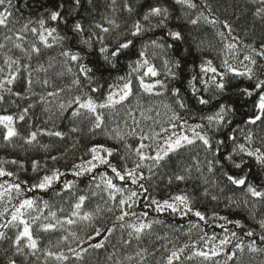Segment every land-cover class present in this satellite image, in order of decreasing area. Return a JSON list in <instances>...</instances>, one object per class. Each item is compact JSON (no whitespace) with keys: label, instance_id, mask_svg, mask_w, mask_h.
Masks as SVG:
<instances>
[{"label":"trees","instance_id":"trees-1","mask_svg":"<svg viewBox=\"0 0 264 264\" xmlns=\"http://www.w3.org/2000/svg\"><path fill=\"white\" fill-rule=\"evenodd\" d=\"M192 2L196 4L195 8L177 4L175 0H115L114 3L113 0H81L79 6L74 5V0H12L9 26L0 27V43L5 45L0 49V69H6L8 76L10 70L5 59L11 57L19 61L11 69L17 79L4 87L11 88L13 93L21 92L22 96L17 98L0 89V95L5 96V101L0 103V115H12L18 132L11 141H5V129L0 125V160H17L24 167L4 164L6 170L13 171L16 175L0 177V183L27 181V184L21 185L22 191L19 194L15 193L8 212L0 217V224H7L14 211L13 206L26 198L36 201L35 208L40 211L28 210L25 219L31 222V217L35 215H40L41 219L32 223L33 235L38 241L35 254L26 247L17 253L13 241L17 232L22 229L21 225L0 228L8 237L0 240V264H9L10 259L15 260L16 264H167V258L173 251H177L180 256L179 260H174V264H215L217 261L225 264L227 255L231 252H236V256L227 264H264V240L260 239L264 235V228L261 227V221H264V199L252 197L247 192L248 184L264 191V166L257 163L255 157H248L238 149L239 144H244L250 150L260 148L264 152V124L259 121L255 125L247 123L255 115V96L249 98L240 92V89L252 88L257 77L264 78V58L253 51L264 50V14L256 15L257 8L262 6L258 0ZM61 4L63 19L52 21L49 18L51 11ZM153 6L168 9V19L164 25L157 26L160 17L143 21L144 14ZM127 7H131L132 11L129 12ZM197 17L198 22L191 24L190 21ZM41 19L45 21V28L57 29L54 35L66 38L52 48H45L39 43L38 36L30 30L19 32L24 24H28L29 29H39ZM107 20H114L119 27L113 28L106 23ZM135 21H141L147 29L140 37L130 35ZM77 22L83 27L82 33L72 30ZM96 24L112 30L102 33L95 27ZM226 24L229 27H225ZM168 30L181 32L183 39L171 41L166 35ZM17 34L24 39L17 41ZM98 35L104 36L105 44L111 48L128 39L134 40L135 47L125 51L116 66L112 67L99 54ZM6 36L12 39L6 40ZM153 38L161 43L175 45L164 50L148 48V58L160 72L155 79L167 85V89H157L161 95L144 92L138 81L134 80V95L129 101L114 108L98 109L103 114V123L99 128L94 127V115L83 109H80L81 115H72L78 108L75 103L68 106L74 97L80 96L83 99L91 96L98 103L103 102L111 85L123 83L118 78L131 71L129 64L138 58L143 45H150ZM49 40L51 42V38ZM85 40L90 41V44H85ZM15 43H20L23 50L16 48ZM33 43L41 49L40 55L31 53L30 46ZM229 44L235 47L229 49ZM69 49L79 52L82 56L79 63L92 69L89 73L90 80L79 73L78 64L60 55L62 51ZM245 55H251L257 61L255 66L249 63L254 72L252 80L228 72L224 64L227 61L231 67L238 68L237 64L245 61ZM165 60L169 61L168 67L177 73L176 79L167 75ZM177 61L180 62L179 68L174 67ZM207 61H211L212 67L223 75V92L217 91L212 82L213 77L219 81L220 75L200 71V66ZM50 63L52 67H49ZM41 66L47 72L39 70ZM69 67L71 72L67 71ZM240 72H244V69H240ZM29 73L32 80L30 89L27 83ZM77 77L81 81L80 87L72 85V80ZM193 77L196 78L195 85L199 89L195 95L189 84ZM45 79L48 80L47 86L42 83ZM93 87H98L99 90L90 91ZM174 88L180 90L179 97L173 95ZM49 92L59 94L49 96ZM201 95L210 100L208 105L199 104L198 96ZM181 103L185 107L181 108ZM221 103L229 111L223 126L217 128L213 124L206 133L212 144L211 149L196 141L170 153L159 165L151 163V159L148 161L150 164L139 160L134 149L143 143L146 145L145 149L150 151L156 132L172 122L170 118L173 114L180 118L206 117L212 115L213 110ZM61 104L65 105L63 109ZM25 108L28 109L27 113L23 111ZM20 115L25 116L23 121L19 120ZM34 131L37 132L36 141L32 144L25 143V138ZM55 131L61 132L62 137L47 134ZM117 133L123 139L117 138ZM249 133L252 134L250 143L246 140ZM141 136H147L148 139L141 140ZM229 136H235V141L228 139ZM220 140L225 143L218 144ZM93 146L113 149L110 162L121 171L125 165L134 168L136 163H143V167L137 171L144 176L138 182L144 188L131 184L127 178L124 182L119 181L107 165L98 162H94L97 167L93 171L73 175L74 171H79L75 165L83 164L88 167L86 162L92 159L89 149ZM228 156H231V160L227 159ZM53 157L56 159L53 160ZM33 161L39 162L36 172L32 171ZM235 163H241V168H236ZM209 168L212 170L209 171ZM56 169L63 175L47 191L25 190L38 182L40 177L51 175ZM102 175H107L117 186L122 187L125 196L133 190L139 193L134 198V203L129 202L131 207L119 205L118 201L122 198L119 193L115 194V200L110 199V190L102 182ZM177 175L185 178L177 180ZM228 175L246 178V185L240 187L232 184ZM67 182L72 183L71 190L64 189ZM80 195L87 197L81 214L93 213L91 220L71 217L73 205ZM177 195L188 197L190 206L202 212L206 221L199 220L191 212L185 213L182 205L180 211L172 212L170 209L156 211V206L151 204L152 199L175 202L173 198ZM45 202L48 203V208L44 207ZM121 207L130 213L124 221L117 220L121 215ZM50 211L56 212L57 219L61 221L71 218L75 222L57 224L55 230L43 231L39 228L40 224L55 223L48 215ZM219 217H226L227 221L233 223H227ZM235 221H240L242 227H237ZM139 223L151 224V228L145 229L137 239V234L128 225ZM97 229H109L100 242L102 247L86 248L87 251L82 252L81 258L66 256V260L58 261L55 257L45 255L46 251L67 255L69 250L76 249L84 239L93 236ZM249 231L254 235H245ZM130 232L132 235H129ZM233 232L236 233L234 237ZM211 237L229 239L224 252L211 261L193 255L197 250H205V239ZM253 243L257 249L254 252L248 248ZM24 244L25 241H22L21 246ZM237 244H243V253L236 250ZM181 248L184 249L182 253L179 252ZM138 252L141 255H137Z\"/></svg>","mask_w":264,"mask_h":264},{"label":"snow or ice","instance_id":"snow-or-ice-1","mask_svg":"<svg viewBox=\"0 0 264 264\" xmlns=\"http://www.w3.org/2000/svg\"><path fill=\"white\" fill-rule=\"evenodd\" d=\"M115 0H113V3ZM255 2V0H254ZM81 3V0H74V5L79 6ZM175 3L180 4V5H186L188 8H195L196 4L192 2V0H175ZM258 3L262 6L257 8L256 10V15H262L264 14V0H258ZM0 27L8 28L9 26V18L12 16V0H0ZM62 9L63 5H57L56 9L52 10L50 13V19L52 21H59L63 19L62 17ZM127 10L129 12L132 11L131 7H127ZM151 17H160L157 21V26H162L166 23L168 19V9L167 8H162L159 6H153L150 7L147 12L143 16V21H149ZM199 17L197 19H193L190 21L191 24L195 25L198 22ZM65 23L67 21L65 20ZM106 23L109 25H112L113 28H118L119 25L116 24L114 20H107ZM215 23V21H213ZM39 29L36 27H32L29 29L28 24H24L20 29L19 32H27L31 31L34 35L38 36L39 43L42 44L45 48H52L54 47L55 44L60 43L63 41L66 37L60 36L59 34L54 35V33H57L56 28H45V21L43 19L39 20ZM96 28L100 29L102 33H109L112 29L109 27H104L101 24H96ZM225 27H229L227 24ZM11 30V29H9ZM74 32L77 33H82L83 32V27L80 23H75L74 27L72 29ZM147 29L145 28L144 24L141 23V21H135L132 24L131 30H130V35L132 37H140ZM94 35H96L94 33ZM162 36L164 35L163 33L161 34ZM167 37L171 38V41H181L183 39L181 32L179 31H171L168 30L166 33ZM51 38V42L49 40ZM6 40H11L12 38L10 36L5 37ZM24 37L22 35L17 34L16 35V40L20 41L23 40ZM97 39L99 41L100 47L98 49L100 56H102L103 60L110 64L112 67L116 66V62L118 61L119 57L127 50L133 49L135 47V42L132 39L124 40L123 42H119L115 48H111L108 44H105V37L104 36H97ZM85 44H90V41L85 40L83 41ZM16 48L22 49V45L20 43H15L14 45ZM5 47L4 44L0 43V49H3ZM156 48V49H161L164 50L165 48H172L175 47L173 43H161L158 42L155 38L151 40L150 45L149 44H144L143 47L139 50L138 52V58L132 63L129 64L130 72L126 76H121L118 79L120 81H123V83H115L109 87L108 93L105 96L103 102H97L94 100L91 96H86V98H81L80 96L74 97L72 101L69 102L68 106L71 107L73 103L78 105V108L72 112L73 116H79L81 115L80 109L85 110L87 113H91L95 117V124L94 127L99 128L101 124L103 123V114L98 111V109H106V108H114L116 105L123 104L126 101H129V98L134 95L133 91V73L138 74L136 76V79L138 80L139 87L143 89L144 92L146 93H154L156 95H161L162 93L159 92L157 89H167V85L159 80L155 79L153 82H145V77L149 78H156L160 75V72L157 70L154 64H152L148 58V48ZM229 49H232L235 47L233 44H229L227 46ZM23 50V49H22ZM31 53H35L36 55H40L41 49L37 46L36 43L31 44L30 46ZM253 51L256 52V55L264 58V50L262 51H257L256 49H253ZM63 57H65L68 61H71L73 63L78 64L79 67V73L83 75L86 79H91L89 76V73L92 72V69L88 67L85 64L79 63V61L82 60V56L79 52H72L70 49L69 50H64L60 53ZM245 60L249 61V63L253 66L257 64L256 59H254L251 55H245L244 57ZM18 60H13L11 57H7L5 59V64L8 65L9 68V74L8 78L5 80H0V89H3L5 92L15 95L17 98H20L22 96L21 92H12L11 88H5V84L11 85L15 82L17 79L16 75H14L11 71L12 65L18 64ZM224 64L227 66V71L233 73L236 76H244L247 77L249 80L253 79V68L247 67L244 72H240L237 69L231 67L230 65L227 64V61L224 62ZM164 65L167 68V75L171 76L172 79L177 78V73L173 72L169 65V61L165 60ZM49 67H52V64H49ZM174 67L179 68L180 67V62L177 61L174 64ZM39 70H43L47 72V69L41 66ZM142 71V74L141 73ZM0 71H3L0 69ZM68 72H71L72 69L69 67L67 69ZM200 71L202 73H214L216 75H220V80L216 81L215 77L212 78V82L215 85V88L219 92H223L225 90V82L223 75L217 72V69L215 67H212V62L207 61L206 64H202L200 66ZM31 73H29V79L27 81L29 89L32 84L31 80ZM196 78L193 77L192 80L189 81L190 87L192 88L193 95H195L199 89L196 88L195 85ZM42 83L47 86L48 85V80H43ZM206 83V82H205ZM72 85L76 87H80L81 81L80 79L74 78L72 80ZM99 90L98 87H93L90 89L92 92H97ZM155 90V91H154ZM60 91H63V89H60ZM173 95L179 97L180 95V90L178 88H174L172 90ZM240 92H242L244 95L247 97L251 98L255 96V99L253 100V108L255 109V115L250 117L247 120L248 124L255 125L259 121L261 124H264V78L257 77L256 82L252 88H243L240 89ZM59 92H49V96H57ZM5 101V96L0 95V103H3ZM198 102L201 105H208L210 103L209 99H205L204 96H198ZM31 107V105H29ZM61 109L65 107L64 104L60 105ZM167 107V105H166ZM180 107L183 108L185 105L183 103L180 104ZM24 113H27L28 109L25 108ZM229 109L223 104H219L217 106V109L213 110L212 115H208L205 117V119L208 121L209 125H216L217 128L220 126H223L226 123V116L228 113ZM131 115V113H129ZM143 115V113H141ZM149 118V117H146ZM25 119L24 115L19 116V120L23 121ZM172 121L180 120V116L173 114V116L170 118ZM14 121L15 118L12 115H0V125L3 126V128L6 130L4 133V140L5 141H11L14 137L18 135V132L14 126ZM230 123V121H228ZM173 128L176 127L175 124L172 125ZM183 127V125H181ZM204 125L202 124H196L194 126H189V129L192 133L191 137L188 135H183V134H177L175 132L171 133L168 135V137L164 141V146L163 147H157L156 149V154L155 155H146L142 149L146 147L143 143L139 144L138 147L134 149L135 153L137 156H139V160L141 162L145 160H153L157 165L164 160L170 153H174L178 151L180 148L185 147L187 145H192L196 143V141H200L205 148L211 149L212 144L210 142V139L206 133H201L197 131V129L203 128ZM75 130V129H73ZM134 131V130H133ZM162 131L167 132L168 129H162ZM48 135H53L57 137H62V133L55 131V132H49L47 133ZM117 138L123 139L122 136L117 133ZM37 139V132H31L28 137L25 138V143L27 144H32L34 141ZM148 139L147 136H141V140ZM228 139H231L235 141L236 137L235 136H229ZM246 140L250 143L252 141V134L249 133L246 136ZM218 144H223L225 143L224 140H220L217 142ZM126 147H130L126 145ZM239 152L243 153L244 155L248 157H255L257 163L261 164L264 166V152L261 151L260 148H256L255 150H250L247 148L244 144H239L238 145ZM89 151L92 154V159L87 161L88 167H85V165L80 164V165H75L74 167L76 169H79V171H74L72 174L79 176L83 172H91L97 167V163L101 165H107L108 168H110L111 172L115 175V177L121 181L124 182L125 179L127 178L131 184H138L139 181L144 179V176L142 173L138 172L137 170L142 168L143 165L142 163H136L134 168H128L127 165L123 167V171L117 168V166L113 165L110 162V157L113 156L114 150L111 148H105L103 146H93ZM104 153V154H102ZM106 154V155H105ZM53 160L56 159V157L52 158ZM227 159L231 160V156H228ZM4 164H12V165H18L20 168H23L24 165L23 163L17 161V160H0V177H13L16 175L13 171H8L3 167ZM241 163H235L236 168H241ZM39 168V162L38 161H33L32 162V171L36 172ZM212 169L209 168V171ZM63 175L58 169L54 170L51 175L45 174L42 177L39 178L38 182L31 184L25 189L26 191H33V190H40V191H47L49 188L53 186L54 183H57L60 179V176ZM185 177L177 175L176 179L177 180H183ZM228 180L237 186H245L246 185V178H238L232 175H228ZM102 182L105 184L106 188L110 190V199L115 200L116 193L121 194V199L118 201L120 206H128L131 207V203L129 202H135L134 198L139 195V193L135 190L130 191L126 196L124 195V189L122 187L117 186L113 182L112 179H110L107 175H102L101 176ZM22 184H27V181H21V183H0V202H2L5 197L8 198V202H11L12 198V193L15 192L16 194H19L22 191L21 185ZM99 186V185H98ZM140 188H144L143 184H138ZM72 188V183L67 182L64 185L65 190H71ZM146 191V189H145ZM247 192L251 194L252 197H255L257 199H264V191H259L257 190L256 187L252 186L251 184L247 185ZM87 199L86 196L80 195L77 198V201L73 205V210L71 212V217H79L82 220H91L93 213L91 212H84L81 214V210L84 206V202ZM175 202H179L178 204L175 202L170 203L168 200H165L163 202L152 199L151 204L156 206V211H164L165 209H170L172 212H177L180 211V206H183V211L185 213L191 212L194 216L198 217L199 220L201 221H206L205 215L200 212L199 210H194L189 202H188V197L184 195H177L173 198ZM36 201L30 198H26L22 201L19 202L18 205H14V211L11 213V219L7 221V224H0V228H5L9 225L11 226H17L21 225L22 230H19L15 236V239L13 241L14 246L17 249V253H20L23 251V248H27L31 250L33 254L38 250V241L33 235V230H32V223L39 221L41 219L40 215H35L31 217V222L29 219H25L26 212L28 210H36L40 211L38 208H35ZM45 208H48V203L45 202L44 204ZM121 215L117 217V220L119 221H124L125 217L129 216L130 213L127 211L123 210V207L120 209ZM8 212V209L5 208L4 211L0 212V217H3L5 213ZM49 217H51L53 220H55V223L53 222H48V223H43L39 225V228L43 231H50V230H55L57 224H62V223H67V224H73L75 221L71 218H68L64 221H61L57 219V214L56 212L50 211L48 213ZM219 219L225 220L227 223H233L232 221H227L226 217H219ZM237 227H242L240 221H235L234 222ZM133 232L137 234L136 238L139 239V234L143 233L145 229H150L151 224L147 223H139V224H129L128 225ZM221 227H224L223 225H220ZM261 227L264 228V221H261ZM74 235V234H73ZM96 235H100L99 229L96 231ZM129 235H132L130 232ZM236 235L235 232L232 233V236L234 237ZM247 236H253L254 233L252 231H249L245 233ZM5 232L0 231V240L6 239ZM64 239H67V237H64ZM203 239V238H202ZM261 240H264V235L260 237ZM26 241V243L21 246V242ZM215 237L207 238L205 239V250H197L193 253L195 256L202 257L206 261H211L214 260L215 257L220 256L224 247L229 243V239L226 237L225 239L220 240L219 244H215ZM208 245H211L208 247ZM93 248H100L102 247L101 243H96L91 245ZM185 247H188V245H185ZM193 247L195 248L196 245L194 244ZM236 250L239 251L240 253H243L244 251V246L243 244H237ZM248 248L250 251H257V249L254 247L253 244H249ZM75 251V250H73ZM87 249H82L80 252H75V255L77 258L82 257V252H86ZM184 251L183 248L179 249V252L182 253ZM46 256L49 257H55L56 260L58 261H63L66 260L67 257L63 254H57L52 251H46L45 252ZM137 255H141V253H137ZM236 256V252H231L227 255V259L225 260V264H227L228 261H231L234 259ZM191 258V257H190ZM180 256L177 251H173L171 255L167 258V264H174V260H179ZM9 264H16L15 260L10 259ZM215 264H219V262H215Z\"/></svg>","mask_w":264,"mask_h":264},{"label":"rangeland","instance_id":"rangeland-1","mask_svg":"<svg viewBox=\"0 0 264 264\" xmlns=\"http://www.w3.org/2000/svg\"><path fill=\"white\" fill-rule=\"evenodd\" d=\"M246 66L249 67V61H247V60L238 63L237 64L238 68H236V67H234V68L237 69L238 71H240V69H244V71H245L246 70ZM142 71L143 70H141L140 74H142ZM137 75L138 74L133 73V76H132L133 81L134 80L138 81L136 79ZM7 78H8V76H7V73H6V69H3V71H1V80H5ZM154 80H155V78L145 77V82H153ZM138 85H139V83H138ZM173 124L176 125L175 128L172 127ZM196 124L204 125L203 128L197 129V131H199L201 133H207L208 129L211 126V125L208 124V121L205 119V117L196 118V117H192V116H186V117L180 118V120L169 122V123H167L166 127L164 128V129H168V131L165 132V131L161 130L159 132H156V138H155V141H154V145L150 146L152 149H150V151H148L147 149L144 148L143 152L146 155H150V156L151 155H155L157 147L158 146L159 147H163L165 139L168 137V135H170L173 132H175L177 134L188 135L189 137H191L192 133H191V131L189 129V126H194ZM181 125H183V127H181ZM148 161L149 160H145V161H143V163L145 162V164H150V162H148ZM153 162L154 161L151 160V163H153ZM14 195H15V192L12 193V198L14 197ZM12 198H11V201H12ZM10 205H11V202L9 203L8 202V198L5 197V199L2 202H0V212L4 211L5 208L8 209L10 207ZM108 232H109V229L100 230V235L99 236H97L96 233H95L93 236L84 239L79 244V246L76 249L69 250L67 252V255H65V256L76 257L75 252H80L82 249L89 248L93 244L100 243L102 241V239L108 234ZM225 238L226 237L215 239L214 243L218 245L220 240L225 239ZM25 243H26V241H25ZM210 246L211 245H208V247H210ZM226 247H227V245L224 247L222 252H224ZM205 248H206V246H205ZM73 250H75V251H73Z\"/></svg>","mask_w":264,"mask_h":264}]
</instances>
